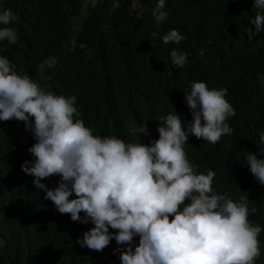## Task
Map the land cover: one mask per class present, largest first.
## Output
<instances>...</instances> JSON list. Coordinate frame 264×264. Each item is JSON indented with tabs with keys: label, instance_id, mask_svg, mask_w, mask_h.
Returning a JSON list of instances; mask_svg holds the SVG:
<instances>
[{
	"label": "trees",
	"instance_id": "1",
	"mask_svg": "<svg viewBox=\"0 0 264 264\" xmlns=\"http://www.w3.org/2000/svg\"><path fill=\"white\" fill-rule=\"evenodd\" d=\"M83 2L0 0L17 18V40L0 41V55L41 87L75 95L78 118L93 134L126 141L157 139L154 121L173 110L190 122L183 99L190 81L227 89L235 110L227 120L232 134L214 144L190 136L186 152L198 172L214 171L215 192L233 200L248 196L249 207L257 209L249 219L264 228V185L255 182L243 159L245 152L258 151L253 142L264 130V24L251 41L246 34L261 11L253 0H165L159 24L152 15L156 0H95L84 16ZM170 29L184 39L164 45L158 37ZM173 47L186 54L182 68L170 63ZM48 57L56 58L55 65L40 71L37 65ZM141 123L149 136L139 139L129 128ZM29 136L23 122L0 121V264H120L114 240L101 251L77 244L92 225L60 214L21 170L33 159L26 150L35 142ZM258 240L256 264H264V231Z\"/></svg>",
	"mask_w": 264,
	"mask_h": 264
},
{
	"label": "clouds",
	"instance_id": "2",
	"mask_svg": "<svg viewBox=\"0 0 264 264\" xmlns=\"http://www.w3.org/2000/svg\"><path fill=\"white\" fill-rule=\"evenodd\" d=\"M164 6L165 0H156L157 24L165 19ZM253 7L261 11L249 21L254 30L246 28L250 41L262 31L264 0H253ZM16 19L0 5V41L16 42ZM158 38L164 45L184 39L175 29ZM168 55L173 66L185 65V53L173 47ZM55 63L48 57L37 68ZM189 85L183 99L190 122L173 110L154 121L157 139L126 141L93 134L78 118L75 95L41 87L0 55V121L23 122L31 133L35 142L26 150L33 159L20 167L34 187L60 214L92 225L77 239L81 247L101 251L114 240L120 264H256L261 257L258 236L264 228L249 219L257 209L249 207L248 196L233 200L215 192L214 171L198 172L185 148L190 136L214 144L232 134L227 120L235 110L225 98L227 89L204 81ZM129 132L149 136L146 123L132 124ZM257 136L258 151L245 152L243 159L255 182L264 185V130Z\"/></svg>",
	"mask_w": 264,
	"mask_h": 264
},
{
	"label": "rangeland",
	"instance_id": "3",
	"mask_svg": "<svg viewBox=\"0 0 264 264\" xmlns=\"http://www.w3.org/2000/svg\"><path fill=\"white\" fill-rule=\"evenodd\" d=\"M94 1L95 0H84V2H83V6H82V10L83 11H81V15H85L86 14V11H85V9H86V5L87 4H93L94 3ZM77 30V29H76Z\"/></svg>",
	"mask_w": 264,
	"mask_h": 264
}]
</instances>
